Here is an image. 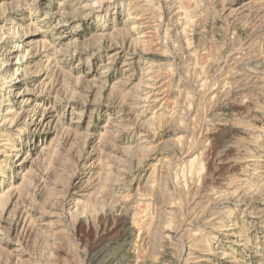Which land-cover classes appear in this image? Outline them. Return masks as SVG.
Here are the masks:
<instances>
[{"label": "rangeland", "instance_id": "374dc122", "mask_svg": "<svg viewBox=\"0 0 264 264\" xmlns=\"http://www.w3.org/2000/svg\"><path fill=\"white\" fill-rule=\"evenodd\" d=\"M0 264H264V0H0Z\"/></svg>", "mask_w": 264, "mask_h": 264}, {"label": "bare ground", "instance_id": "6f19581e", "mask_svg": "<svg viewBox=\"0 0 264 264\" xmlns=\"http://www.w3.org/2000/svg\"><path fill=\"white\" fill-rule=\"evenodd\" d=\"M16 73H18V72H16ZM16 80H17L16 78H13V81H16ZM108 252H110V251H107V253H108ZM99 253H100V252H99ZM99 253H98V254H99ZM107 255H108V254H107ZM104 259H106V258L104 257ZM104 259H103V260H104Z\"/></svg>", "mask_w": 264, "mask_h": 264}]
</instances>
